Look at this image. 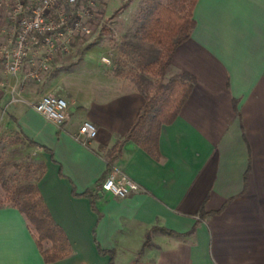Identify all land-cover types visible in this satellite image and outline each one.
<instances>
[{
    "label": "crops",
    "instance_id": "0c3cea01",
    "mask_svg": "<svg viewBox=\"0 0 264 264\" xmlns=\"http://www.w3.org/2000/svg\"><path fill=\"white\" fill-rule=\"evenodd\" d=\"M143 1L99 0L116 41L138 40L132 19ZM192 18L164 73L189 74L191 92L161 126L155 153L126 138L144 90L101 60L108 55L99 44L72 45L41 87L25 85L8 101L13 127L48 149L32 146L44 164L37 186L71 248L50 264H107L97 244L114 251L115 264H264V0H197ZM44 94L66 99L61 125L34 110ZM85 120L97 134L83 142ZM109 174L139 190L124 198L101 190ZM73 188L93 195L100 217ZM32 234L23 213L0 204V264H46Z\"/></svg>",
    "mask_w": 264,
    "mask_h": 264
},
{
    "label": "trees",
    "instance_id": "16d2710c",
    "mask_svg": "<svg viewBox=\"0 0 264 264\" xmlns=\"http://www.w3.org/2000/svg\"><path fill=\"white\" fill-rule=\"evenodd\" d=\"M197 0H184L185 9L176 11L161 0H144L139 8L136 34L140 39L148 41L163 50L157 61L159 74H164L170 64L174 49L187 40L195 22L192 11ZM193 78L187 73H179L170 78L167 84L159 85L158 94L144 95V103L129 129L126 138L138 141L143 149L151 153L157 151L158 136L163 124H170L177 117L182 105L188 98L192 88ZM30 146L48 149L32 139L22 135ZM40 172L35 183L2 187L5 191V202L13 205L24 214L32 231V236L42 260L46 264L54 263L67 257L71 248L63 229L53 220L39 192L37 181L44 171L43 162L39 163ZM110 167V166H109ZM73 195L87 197L91 208L100 217L93 195L89 191ZM205 214V213H202ZM48 243L44 247L43 243ZM100 254L108 255L107 264H115V254L111 249H102L97 244Z\"/></svg>",
    "mask_w": 264,
    "mask_h": 264
},
{
    "label": "built area",
    "instance_id": "2783aa9c",
    "mask_svg": "<svg viewBox=\"0 0 264 264\" xmlns=\"http://www.w3.org/2000/svg\"><path fill=\"white\" fill-rule=\"evenodd\" d=\"M0 6L6 9L11 33L10 40L1 49V63L14 77L27 64L23 78L39 80L56 56L70 51L77 37L92 33L90 23L99 9V0H0ZM101 60L110 63L108 57ZM33 108L56 125L67 118L68 103L61 96L44 94ZM96 134L94 124L85 120L79 125L76 138L84 142ZM99 188L118 198L139 190L131 179L116 178L114 174L105 177Z\"/></svg>",
    "mask_w": 264,
    "mask_h": 264
},
{
    "label": "rangeland",
    "instance_id": "374dc122",
    "mask_svg": "<svg viewBox=\"0 0 264 264\" xmlns=\"http://www.w3.org/2000/svg\"><path fill=\"white\" fill-rule=\"evenodd\" d=\"M161 1L176 11H181L186 7V5L184 6V0ZM101 14H103L102 10L101 12L97 11L96 16L90 23L92 33L88 36L77 37L73 45L83 44L84 46L82 47H85L86 45L99 44L103 46L104 52L110 60L118 63L117 68H121L123 75L133 80L145 93L158 94V86L167 84L171 78L164 74H159L157 61L160 59L163 50L157 46H155L157 48H153L156 49L153 51L146 49L141 43L140 37L137 38L138 40L133 41L123 39L116 41L115 35H113V26L109 22L111 18L103 19ZM138 15L139 12L132 19L134 28L137 27ZM6 16L5 7L0 6V87L5 88L6 94L10 93L7 100H5L6 103L4 102L0 105V204L6 203L2 184L5 183L12 187L35 183L41 169L39 163L42 162L40 150L30 146L22 137L21 132L15 126L13 127V122L8 119L7 103L12 99H20L18 93L24 89L25 85L30 90H36L41 87L47 74L52 70L48 69L43 72L39 80L23 78L27 64L23 66L22 71L16 77L6 72L3 63H1L3 56L1 49L11 37ZM82 47L80 49H83ZM75 52L80 53L82 50ZM89 54L96 56L97 52L96 50H91ZM13 89L15 93H12ZM10 103L13 104L14 101ZM15 103L18 104L17 102ZM32 231L34 232L33 228ZM43 245L47 247L49 244L44 242Z\"/></svg>",
    "mask_w": 264,
    "mask_h": 264
}]
</instances>
